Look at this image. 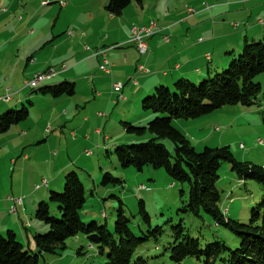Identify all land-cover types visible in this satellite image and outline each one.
I'll return each instance as SVG.
<instances>
[{
    "label": "rangeland",
    "instance_id": "rangeland-1",
    "mask_svg": "<svg viewBox=\"0 0 264 264\" xmlns=\"http://www.w3.org/2000/svg\"><path fill=\"white\" fill-rule=\"evenodd\" d=\"M34 1L0 0V12L8 11L5 17H0L2 47L8 44L12 32L17 31L23 36L24 33H28L29 27L34 22H37L38 37L45 36L53 29L55 18L61 11L59 4L55 3L58 0H52L54 3L49 7L51 12L49 11L48 16H45V11L41 12L45 8L41 5L39 11L34 10L32 5ZM27 41L22 43L25 44ZM36 46L41 50L45 45L38 43ZM10 51L11 48L4 47L3 52L7 53L6 59ZM239 53L236 55L238 56ZM4 69L8 70L3 76L6 78L10 71L8 63L4 65ZM20 76L23 79L24 73L22 72ZM26 78L32 79L29 76ZM256 82L260 83L262 89V94L258 98L259 105L250 108L240 105L227 106L196 120H174V127L186 133L198 153L203 152L206 147L228 146L237 160L264 167V75L259 76ZM200 83L201 81L196 82L197 85ZM25 84L26 82L23 90L16 94L17 98H22V103L0 111V115H3L9 110H21L23 106L30 110V116L26 121L0 135V182H2L0 198L5 200L7 195L12 194V176L19 174L20 169L15 172V167H12V159L18 158L21 161L23 155H27L33 163L31 166L27 163V171L20 174L18 179L32 191L36 186H40L43 180L49 183L50 175L65 165L70 170L64 173L63 180L71 171L79 173L87 192L86 207L82 215L85 223L97 222L106 225L114 234L117 212L122 206L125 215L131 220L132 233L141 237L149 231L140 214L139 204L143 201L151 217V227L163 229L162 235L157 240L151 239L137 250V256L144 257L147 264H176L171 261L166 248L175 242L174 227L179 225L184 227V234L200 239L203 246L219 239L232 249L239 247L240 240L225 227L216 226L211 217L203 214L198 218L180 212L182 208L180 191L187 192L186 187L173 183L164 169H154L149 166L139 172L132 167L127 169L120 167L115 155L116 147L131 143L133 139H137L139 143L142 141L141 137L127 133L124 124L132 121L134 126L142 127L139 123L146 125L155 118L151 112L142 109L143 99L139 100L135 97V100L132 99L128 103L121 101L120 107L101 109L95 107L96 98L93 94L86 102V106L85 103H80V99L83 98L82 91L86 88L85 83L79 85L80 88L76 90L77 95L64 96L61 99L57 98L56 101L50 96L44 97L37 89L25 88ZM152 95L154 93L150 96ZM5 96L11 95H3ZM100 113L102 116H99ZM83 126L86 128L84 129ZM97 130L100 134L96 133ZM23 131L26 132L25 134L31 132L29 138L36 139L33 147L25 149L26 147L21 145L25 136L22 134ZM173 147L172 143L167 142L169 151L173 152ZM87 152H91V155H87ZM106 173H110L122 183L105 185L103 182ZM218 174L220 180L217 187L222 195L223 212L233 220L248 223L252 209L264 195V186L254 181H240L231 171L229 164H223ZM142 185H146L148 190H140ZM40 192H47L46 187L41 188ZM56 192L62 193L63 190ZM48 199L49 196L45 201ZM28 202L29 200H26L24 205L29 210V222L33 225L39 224L35 218L36 208H32L33 205H29ZM56 209L57 206L51 204L53 215ZM9 213L8 205L7 210L0 214V235L7 233L4 226L13 217ZM103 214L106 216L105 219ZM31 240L33 243L31 247L26 240H22V244L26 250L32 249V253L37 254L35 241L33 238ZM66 244L67 248L62 252L41 255L39 264H107L108 262L106 256L99 255L96 247H89L84 236L72 238ZM180 264H204V261L189 258Z\"/></svg>",
    "mask_w": 264,
    "mask_h": 264
},
{
    "label": "trees",
    "instance_id": "trees-1",
    "mask_svg": "<svg viewBox=\"0 0 264 264\" xmlns=\"http://www.w3.org/2000/svg\"><path fill=\"white\" fill-rule=\"evenodd\" d=\"M145 1L110 0L107 11L120 17L132 2L141 5ZM262 75L264 38L246 41L238 56H233L225 66L209 70L200 80H179L172 88L160 86L154 95L144 97L142 109L155 117L146 125L139 123L142 127H137L132 121L124 124L127 133L141 137L142 141L139 143L135 139L116 147L120 167H132L139 172L149 166L164 169L173 183L186 187L187 192L180 191V212L198 218L205 214L216 226L225 227L240 240L236 249L219 239L203 246L200 239L184 234V227L179 225L174 227L175 242L166 248L171 261L176 264L189 258L203 259L204 264H264V195L252 209L249 222L241 223L223 212L222 195L217 187L218 172L223 164H229L240 181H254L262 186L264 167L237 160L228 146L206 147L198 153L187 135L173 125L174 120H196L227 106L250 108L259 105L262 89L256 80ZM198 81H201L199 85L196 84ZM37 91L52 98L73 97L76 93L73 83L44 86ZM29 116L30 110L26 106L0 115V135ZM167 142L173 144V152L168 150ZM103 183L117 185L122 181L106 173ZM62 190V193L51 190L48 201L41 200L36 207L35 218L46 227L34 237L38 253L26 250L16 234L8 230L6 235H0V264H39L41 255L64 251L66 242L78 236L86 237L99 255L106 256L107 264H147L144 257L137 256V250L151 239L157 240L163 229L151 227V217L143 201L139 204L140 214L149 231L141 237L134 235L131 220L120 206L113 234L106 225L83 221L87 192L78 172L65 175ZM51 204L57 206L55 215L51 212Z\"/></svg>",
    "mask_w": 264,
    "mask_h": 264
},
{
    "label": "crops",
    "instance_id": "crops-1",
    "mask_svg": "<svg viewBox=\"0 0 264 264\" xmlns=\"http://www.w3.org/2000/svg\"><path fill=\"white\" fill-rule=\"evenodd\" d=\"M45 1L35 0L32 5L38 11L40 5L45 7L41 12L45 11V16H48L51 12L49 7L54 2L50 0L48 6H43ZM109 2L69 0L65 8L60 7L53 29L45 36H37V22L23 36L17 31L12 32L8 44L3 47L0 45V97L11 95L8 104L0 101V111L22 103V98H17L16 94L23 90L24 83L29 80L26 77L33 78L37 72L50 68H55L57 75L43 87L73 83L76 91L80 84L85 83L80 103L86 106L93 94L96 98L95 107H120V95L128 103L135 100V97L142 100L160 86H173L179 80H200L209 70L225 66L233 56L241 52L246 41L264 38V24H260V20L264 22V0H146L141 5L132 2L120 17H114L107 11ZM188 8L195 10L193 16L188 15ZM0 13V17H5L8 11ZM153 22L157 25L156 33L146 39L150 51L141 56L135 45L130 43V30L134 26H149ZM166 36L170 38V43L164 41ZM23 41L27 43L23 44ZM38 43L45 46L40 50L36 46ZM4 47L11 48L7 59ZM86 47L90 50L87 51ZM102 50L107 51L112 65L110 76L104 75L99 69L102 57L98 53ZM6 63L10 71L5 78L3 76L8 73L4 69ZM62 66L66 67L65 71L61 70ZM140 66L147 68L150 73L138 77L135 85L132 78ZM22 72L23 79L20 76ZM118 82L124 84L121 91L113 89V84ZM25 133L22 132L25 136L21 145L27 149L35 145L36 139L29 138L31 132ZM22 159L11 161L15 172L20 170L18 175L12 176V194L7 195L5 200L0 198V214L7 210L8 205L11 207L8 200L11 196L24 197V204L29 200L28 204L36 208L38 201L45 200L51 190L63 188V175L70 170L66 165L63 166L50 175L47 192L41 193L35 189L34 192L18 179L20 174L27 171L28 165L33 163L27 155H23ZM9 214L13 217L4 226V230H12L17 239L21 243L26 240L29 247L33 244L31 239L46 230L41 223L30 224L29 210L25 205L18 207L17 214Z\"/></svg>",
    "mask_w": 264,
    "mask_h": 264
},
{
    "label": "built area",
    "instance_id": "built-area-1",
    "mask_svg": "<svg viewBox=\"0 0 264 264\" xmlns=\"http://www.w3.org/2000/svg\"><path fill=\"white\" fill-rule=\"evenodd\" d=\"M68 1L69 0H62L60 1L58 4L61 8H65L68 5ZM50 0H46L45 2H43V6H48L50 4ZM187 13L189 16H193L195 14V10L192 8H188ZM260 24L263 25L264 22L263 20H260ZM237 26V25H236ZM157 30V25L155 22L151 23L149 26H134L131 28L130 30V43L135 45V48L137 50V52L143 56L149 53V46L147 43V38L153 36L156 33ZM70 35H72V33H70ZM164 41L166 43H170V38L169 37H165ZM202 41V40H200ZM86 50H90L88 47H86ZM98 55H101L102 60H101V64H100V71L107 75L110 76L112 75V65L107 57V51L106 50H102L98 53ZM210 57V55L208 56V58ZM61 70L65 71L66 67L62 66ZM150 73V71L143 67L140 66L137 70V75L134 76L132 78V82L137 85V79L139 76H145L148 75ZM57 75V71L55 70V68H50L44 72H39L34 74L33 78L30 80L26 81V86L25 88H32L33 85H37L40 82H48L51 81L53 78H55ZM124 84L121 82L118 83H114L113 84V89L115 91H121L123 90ZM126 99L124 96L120 95L119 96V100H123ZM11 100V96H1L0 97V101L4 102L5 104H8ZM99 116H102V114H100ZM97 134H100V131L97 130L96 132ZM241 148H243V146H241ZM87 155H91V152H87ZM43 187H48V182L47 180H43L42 184L40 186H36L35 190H40ZM140 190H148L146 185H142L139 188ZM8 200L11 203V207H10V213L11 214H17V210L18 207H21L24 205V197H9ZM103 217L105 218V214H103ZM27 226H29V224H27Z\"/></svg>",
    "mask_w": 264,
    "mask_h": 264
},
{
    "label": "bare ground",
    "instance_id": "bare-ground-1",
    "mask_svg": "<svg viewBox=\"0 0 264 264\" xmlns=\"http://www.w3.org/2000/svg\"><path fill=\"white\" fill-rule=\"evenodd\" d=\"M46 82H40L37 85H33L31 89H39L40 87H42V85H44ZM126 101V99H123L121 101ZM106 217V216H105Z\"/></svg>",
    "mask_w": 264,
    "mask_h": 264
}]
</instances>
